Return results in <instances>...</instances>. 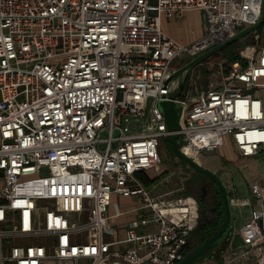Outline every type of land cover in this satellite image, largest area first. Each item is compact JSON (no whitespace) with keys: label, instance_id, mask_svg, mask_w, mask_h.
Instances as JSON below:
<instances>
[{"label":"built area","instance_id":"1","mask_svg":"<svg viewBox=\"0 0 264 264\" xmlns=\"http://www.w3.org/2000/svg\"><path fill=\"white\" fill-rule=\"evenodd\" d=\"M263 1L0 0V264L182 261L196 200L139 178L159 169L170 135L159 103L179 60L256 24ZM190 10L202 13L203 35L182 44L161 20ZM251 35L242 61L197 101L191 73L182 87L179 146L193 160L230 140L239 156L264 151V21ZM249 189L257 208L230 263L264 264V182ZM115 197L140 203L123 240Z\"/></svg>","mask_w":264,"mask_h":264},{"label":"rangeland","instance_id":"2","mask_svg":"<svg viewBox=\"0 0 264 264\" xmlns=\"http://www.w3.org/2000/svg\"><path fill=\"white\" fill-rule=\"evenodd\" d=\"M246 45L245 41H240L237 48L242 50ZM188 59L189 58H186V60ZM186 60H179L178 66L187 63ZM208 64L213 66L211 70L208 69ZM227 65V59L219 53L194 69L191 72L194 78V84L190 94V102L197 101L198 97L201 96L210 85L219 82L222 74L225 73ZM169 144L168 139L163 140L159 169L157 171L152 170L148 173V178L153 182L150 185H144L148 188L158 185L159 187L156 191H161L162 193L172 192L170 198H177L180 196L189 197L191 195L194 197L197 196L198 190L192 191L187 182L192 173V169L185 166L186 163L177 157ZM198 160L199 164L214 171L218 175L225 186L231 190L232 195L234 194L235 188H239L240 191L249 195L248 187L250 184L264 178V151L252 157L239 156L237 148L231 140L227 141L225 147L220 150L211 153H203ZM43 174H46V171H44ZM240 222L241 221H238L236 224L239 225ZM233 224L235 225L234 216H232V225ZM158 229V225H152L148 227V229L144 228L140 231L145 233L148 230L156 231ZM233 239L235 240V244L239 243V237L237 235H234ZM185 254H187V252ZM204 256L200 259H203ZM53 264L65 263L56 262Z\"/></svg>","mask_w":264,"mask_h":264},{"label":"water","instance_id":"3","mask_svg":"<svg viewBox=\"0 0 264 264\" xmlns=\"http://www.w3.org/2000/svg\"><path fill=\"white\" fill-rule=\"evenodd\" d=\"M263 21L264 1L261 18L256 24L242 28L224 42L217 44L202 55L190 60L189 62L179 67L168 80L169 91L166 97L167 99L159 103V108L163 113L167 130L170 132V135L167 139L170 143L171 149L179 159L186 163L188 167L199 174L207 176L215 183L222 196L223 202V211L220 215L221 219L217 221L219 222V225L215 232L198 247H193L194 249H187V254H185L184 259L177 264H192L196 262L202 256L206 255L210 250H212L215 246H217L221 241H223L229 234H231L233 209L231 202L232 193H230L231 190L225 186L218 175L214 171L203 167L196 160H193L190 157L186 156L181 151L179 146V130L183 106L176 100L181 94L183 85L186 83L190 73L194 69L221 53L228 46L239 42L253 32L258 31L262 26Z\"/></svg>","mask_w":264,"mask_h":264},{"label":"crops","instance_id":"4","mask_svg":"<svg viewBox=\"0 0 264 264\" xmlns=\"http://www.w3.org/2000/svg\"><path fill=\"white\" fill-rule=\"evenodd\" d=\"M203 24L202 13L197 10L186 11L182 18L163 17L161 20L162 30L169 37L182 44L192 43L199 39L203 35ZM251 37L252 35L250 34L240 41H245L248 44ZM262 97L264 99V95ZM259 182H264V178L259 179ZM1 183L2 175L0 173V185ZM249 188L250 186L248 187L249 195L240 191L239 188H235L234 194L232 195V199L234 200L232 209L235 225H232L231 234L215 246L210 254L203 259H198L194 264H236L230 263V259L232 260L234 258L233 260H235L234 255L242 248L240 229L250 219L251 211L257 208L255 199ZM113 200V205L110 209V213L113 216L111 224L116 230L115 237L123 240L127 235L128 223L135 216L131 211L133 208L139 206L140 203L134 198L115 197ZM243 200H247L251 205L242 206L238 204V202L240 203ZM238 221H241L239 225L236 224ZM234 235L239 237V243L237 244H235V240L233 239Z\"/></svg>","mask_w":264,"mask_h":264},{"label":"flooded vegetation","instance_id":"5","mask_svg":"<svg viewBox=\"0 0 264 264\" xmlns=\"http://www.w3.org/2000/svg\"><path fill=\"white\" fill-rule=\"evenodd\" d=\"M187 182L192 191L198 190L197 196L191 195L197 202L198 223L190 236L186 250L194 249L206 241V239L202 241L205 231L212 223L221 219L223 211L222 196L210 178L192 170Z\"/></svg>","mask_w":264,"mask_h":264},{"label":"trees","instance_id":"6","mask_svg":"<svg viewBox=\"0 0 264 264\" xmlns=\"http://www.w3.org/2000/svg\"><path fill=\"white\" fill-rule=\"evenodd\" d=\"M238 43L239 42H236V43L230 45L229 47H227L225 50H223L221 52V55L224 58H226L227 59V62H228V65L225 68V72H227L229 70V66H230V64L232 62L242 61V58H241V55H240V50L237 48ZM147 175L148 174H145V173L144 174H140L139 175V178H140V180L142 181L143 184L150 185V184H152L153 181L150 180ZM218 225H219V222L212 223L211 226L208 228V230L205 231L204 236L202 238V241H204L205 239L207 240L215 232V230L217 229V226ZM212 250H210L205 256H207L208 254H210Z\"/></svg>","mask_w":264,"mask_h":264},{"label":"bare ground","instance_id":"7","mask_svg":"<svg viewBox=\"0 0 264 264\" xmlns=\"http://www.w3.org/2000/svg\"><path fill=\"white\" fill-rule=\"evenodd\" d=\"M199 162V160H197Z\"/></svg>","mask_w":264,"mask_h":264}]
</instances>
